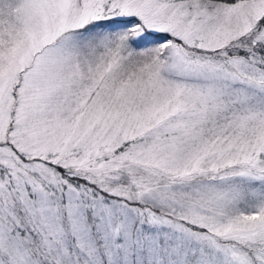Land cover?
<instances>
[{"label":"snow or ice","instance_id":"6c2138e0","mask_svg":"<svg viewBox=\"0 0 264 264\" xmlns=\"http://www.w3.org/2000/svg\"><path fill=\"white\" fill-rule=\"evenodd\" d=\"M0 264H264V0H0Z\"/></svg>","mask_w":264,"mask_h":264}]
</instances>
